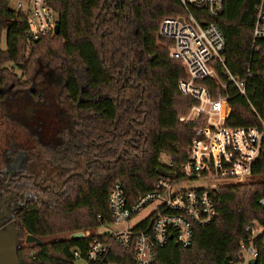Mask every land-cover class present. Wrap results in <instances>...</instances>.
<instances>
[{"label": "trees", "instance_id": "trees-1", "mask_svg": "<svg viewBox=\"0 0 264 264\" xmlns=\"http://www.w3.org/2000/svg\"><path fill=\"white\" fill-rule=\"evenodd\" d=\"M10 1L0 0V88L25 82L17 80L6 64L28 76L41 61L62 75L64 94L73 103L80 100L84 116L76 139L79 156L73 161L70 152L62 159L71 173L77 171L64 175L66 192L36 187L14 213L18 258L20 264H75L73 251L84 256L94 232L83 238H44L83 233L97 228L99 219L111 225L107 195L117 181L127 201L133 202L151 190L159 167L180 178L203 117L195 123L180 121L196 101L179 91L178 82L187 78L184 64L169 57L172 42L161 38L158 29L164 17L182 16L184 10L179 0H48L57 13L59 33L27 42V17ZM258 3L223 0L215 20L225 41L223 63L212 65L225 86L212 78L196 81L209 89L212 98L218 93L227 96L225 125L230 127L264 125V54L252 51ZM229 75L244 82V94ZM162 154L173 157L174 168L161 162ZM251 178L218 187L213 195L215 218L195 227L188 247L169 241L158 249L153 264H236L239 244L248 239L246 225L264 221V207L258 202L264 197V139ZM27 234L43 244H25ZM255 246L257 264H264V233L255 239ZM99 264L134 261L130 250L113 245Z\"/></svg>", "mask_w": 264, "mask_h": 264}, {"label": "built area", "instance_id": "built-area-1", "mask_svg": "<svg viewBox=\"0 0 264 264\" xmlns=\"http://www.w3.org/2000/svg\"><path fill=\"white\" fill-rule=\"evenodd\" d=\"M184 14L164 17L158 35L170 40L168 55L182 61L187 78L178 82L181 94L196 101L182 118L186 123L203 122L194 131L186 161L180 167V178L158 176L151 190L128 202L120 182H115L107 195L111 225L102 224L89 244L84 256L73 251L76 260L86 264H99L113 245L132 252L134 264H153L158 249L169 241L188 247L194 237L195 227L209 224L216 216L214 192L219 186L243 182L252 173L260 156L264 139L261 127H230L225 125L228 116L227 96L218 93L215 98L209 89L196 81L212 78L224 87L212 63H223L225 41L215 20L223 9V0H179ZM13 8L27 17L24 37L27 42L54 34L57 13L48 0H16ZM195 12V13H194ZM197 14V15H196ZM264 0L256 7L252 30V51L264 54ZM240 94L244 82L229 75ZM165 156L162 154L161 156ZM161 162L174 168V159L165 156ZM184 181L202 183L200 186L181 188ZM206 183V185L204 184ZM264 207V197L259 199ZM245 231L248 239L239 244L236 264H249L258 259L255 239L264 233V221L249 222ZM87 237L88 232H80Z\"/></svg>", "mask_w": 264, "mask_h": 264}, {"label": "flooded vegetation", "instance_id": "flooded-vegetation-1", "mask_svg": "<svg viewBox=\"0 0 264 264\" xmlns=\"http://www.w3.org/2000/svg\"><path fill=\"white\" fill-rule=\"evenodd\" d=\"M24 81L0 88L2 227L15 226L16 209L27 202L36 187L65 193L67 178L63 177L71 170L62 165V159L71 152L76 161L80 154L76 139L84 116L80 100L73 103L64 94L62 75L53 70L38 71Z\"/></svg>", "mask_w": 264, "mask_h": 264}, {"label": "water", "instance_id": "water-1", "mask_svg": "<svg viewBox=\"0 0 264 264\" xmlns=\"http://www.w3.org/2000/svg\"><path fill=\"white\" fill-rule=\"evenodd\" d=\"M59 33V25L56 24L54 27V34ZM36 42V41H34ZM157 174L159 176L171 177V172L167 171L163 167L157 169ZM3 224L0 223V264H20L18 258V231L16 230L14 224H9L2 227ZM81 233H76L71 236V238H80ZM25 244H36L42 245L43 241L38 237L27 234L24 238ZM249 264H257L256 259L249 261Z\"/></svg>", "mask_w": 264, "mask_h": 264}, {"label": "rangeland", "instance_id": "rangeland-1", "mask_svg": "<svg viewBox=\"0 0 264 264\" xmlns=\"http://www.w3.org/2000/svg\"><path fill=\"white\" fill-rule=\"evenodd\" d=\"M16 0H11L10 1V4H11V6L13 7V4H14V2H15ZM4 47H5V44H4V36L2 37V40H1V48L2 49H4ZM27 50V49H26ZM6 66H7V68H10V70H12L13 71V73L17 76V80L18 79H22V80H30L33 76H34V74H36V73H38V71H39V73H43V72H47V71H49V70H53V71H55V72H58L54 67H50V66H48L46 63H44V62H39V63H37L36 64V66L33 68V71L31 72V73H29V75L28 76H21V71L17 68H13L12 69V67H11V64H6ZM211 95V94H210ZM189 112V111H188ZM188 114V113H187ZM187 114H184V115H182L181 117H180V121H182L183 123H186L185 121H183L182 120V118L183 117H185ZM200 127V126H199ZM197 129V128H196ZM195 134V133H194ZM195 136V135H194ZM165 156H167L166 154H165ZM164 155L163 156H161V160H163L164 159V157H165ZM253 178H251V176H249L246 180H244L243 182H237V184L238 183H246V182H248V181H250V180H252ZM200 184H202V183H198V182H192V181H184V182H182L180 185H179V187H181V188H191V187H196V186H200ZM205 185H206V183H204ZM220 187V186H219ZM90 231L91 232H95V231H98V228H93V229H91V230H87V231H85V232H88L89 234H91L90 233ZM76 233H78V232H76ZM75 232L74 233H72V232H63V233H57V234H55V235H52V236H49V237H46V238H44V240L45 241H52V240H59V239H65V238H69V237H71L73 234H76ZM80 233V232H79ZM23 242H24V240H23ZM75 264H86L84 261H82V260H80V259H78V260H76V262H75Z\"/></svg>", "mask_w": 264, "mask_h": 264}]
</instances>
